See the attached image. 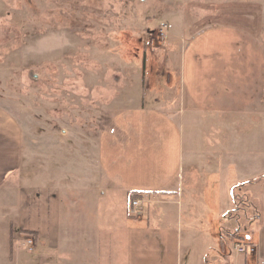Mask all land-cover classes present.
Segmentation results:
<instances>
[{
	"label": "crops",
	"instance_id": "1",
	"mask_svg": "<svg viewBox=\"0 0 264 264\" xmlns=\"http://www.w3.org/2000/svg\"><path fill=\"white\" fill-rule=\"evenodd\" d=\"M243 1L238 5L240 15L250 16L243 28L176 36L184 52L183 72L175 67L173 75L162 73L160 80L155 71L147 72L140 98L128 99L127 110L138 112V123L157 128L143 118L145 112H156L177 129L174 150L162 127V146L154 151L140 133L132 137L133 115L125 121L132 134L124 142L130 145L135 139L134 149L135 143L145 145L135 152L140 159L137 181L117 177L128 187L127 195L143 192L137 207L131 203L127 215L129 206H124V214L115 217L99 211L98 204L107 201L114 185H120L114 182L120 173L108 167L74 172L75 184L70 187L61 179L56 187L31 189L14 213L20 233H36H25L32 241L28 251L32 254L11 250V243L9 256L0 264H264V208L258 227L243 236V245L254 246V252H237L235 240L222 230L235 203L232 189L258 178L251 177L258 158L257 130L264 126V102L259 103L264 91V48L256 29L264 10H257L254 3L252 11L245 9L252 2ZM226 33L228 39L223 37ZM162 58L164 63L172 62L170 54ZM143 60L146 65L145 52ZM129 83L125 78L123 87ZM110 101L104 107L113 111L114 100ZM22 148L17 121L0 106V207L6 204L4 192L15 188L11 181L17 177ZM59 171L52 169L48 175ZM11 222L14 226L15 220Z\"/></svg>",
	"mask_w": 264,
	"mask_h": 264
},
{
	"label": "rangeland",
	"instance_id": "2",
	"mask_svg": "<svg viewBox=\"0 0 264 264\" xmlns=\"http://www.w3.org/2000/svg\"><path fill=\"white\" fill-rule=\"evenodd\" d=\"M239 2L0 0V106L17 121L23 145L18 174L11 181L16 190L4 192L6 197L1 196L6 204L0 207V261L9 256L11 243V250L25 253L23 256L32 254L28 252L32 241L25 233H20L19 218L14 213L23 205L27 191L56 187L61 179L70 187L75 184L74 172L86 174L89 170L108 167L120 173L114 179L115 184L120 185H114L107 201L98 204L103 214L121 216L123 207L129 206L126 211L129 215L131 206L137 207L143 192L131 191V199L127 195L128 187L121 185L120 180L135 178L132 182L137 181L140 159L135 152L145 145L135 143L137 148L134 149L135 139L130 145L124 142L132 134L125 121L133 115L129 121L130 125L134 123L132 137L140 133L154 151L162 146L160 140L165 134L162 127L166 128L170 149L174 150L177 129L156 112H145L143 118L146 124L149 125V119L150 125L157 128L146 127L141 122L139 127L138 112L128 111L127 101L140 98L147 72L155 71L158 80L162 73L168 77L173 75L175 67L183 72L184 52L176 36H199L215 28H243L250 16L240 15ZM243 2H252L245 5V9L251 10L255 4L257 10H264V0ZM256 29L264 48V14L258 19ZM228 36V33L223 35L224 39ZM169 54L172 62L164 63L162 56ZM125 78L130 83L123 87ZM106 88L108 95H105ZM110 100H114L113 111L104 107ZM263 102L264 91L259 103ZM256 148L258 158L252 179L264 176V126L257 130ZM52 169L62 171L48 175ZM100 182L98 180V184ZM96 193L98 200L103 201ZM239 194L241 200L238 203L233 199L234 206L227 215L229 221L222 229L229 232L236 246L244 243L239 236H249L260 224L264 177L244 187ZM12 220H15L14 226L13 222L8 223ZM233 253L236 254L235 249ZM36 261H40L39 258Z\"/></svg>",
	"mask_w": 264,
	"mask_h": 264
},
{
	"label": "trees",
	"instance_id": "3",
	"mask_svg": "<svg viewBox=\"0 0 264 264\" xmlns=\"http://www.w3.org/2000/svg\"><path fill=\"white\" fill-rule=\"evenodd\" d=\"M263 177H264V176H260V177H258L257 180H255V181H246V182H242V183L236 185V186L232 189V191H231V196H232V198H233L234 200H236V201L239 203L240 200H241V197H242V195L239 194V192H240L244 187L256 183L259 179H261V178H263ZM246 193H247V192H246ZM246 193H243V195H245V197H246ZM129 197H130L131 199H133V195H130V194H129ZM22 233H28V234L33 235V236L36 235L35 232L24 231V230H22ZM239 237H240L241 239H245V237H243V236H239Z\"/></svg>",
	"mask_w": 264,
	"mask_h": 264
},
{
	"label": "built area",
	"instance_id": "4",
	"mask_svg": "<svg viewBox=\"0 0 264 264\" xmlns=\"http://www.w3.org/2000/svg\"><path fill=\"white\" fill-rule=\"evenodd\" d=\"M235 248H236L237 252H239V253H246V252H254L255 251V248L252 245L246 246V245L238 244Z\"/></svg>",
	"mask_w": 264,
	"mask_h": 264
}]
</instances>
